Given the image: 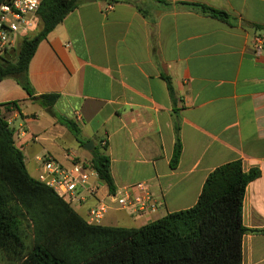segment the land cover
<instances>
[{"label":"crops","instance_id":"0c3cea01","mask_svg":"<svg viewBox=\"0 0 264 264\" xmlns=\"http://www.w3.org/2000/svg\"><path fill=\"white\" fill-rule=\"evenodd\" d=\"M29 79L36 95L59 96L51 111L12 79L0 82V105L33 178L46 154L89 165L96 149L110 158L116 192L146 183L159 203L150 217L131 215L100 182L96 198L73 208L85 220L98 201L111 206L103 220L112 211V226L125 228L192 208L208 176L240 160L261 171L247 187L243 223L264 230V0H83L39 44ZM176 120L182 155L172 169ZM243 264H264V233L244 236Z\"/></svg>","mask_w":264,"mask_h":264},{"label":"trees","instance_id":"16d2710c","mask_svg":"<svg viewBox=\"0 0 264 264\" xmlns=\"http://www.w3.org/2000/svg\"><path fill=\"white\" fill-rule=\"evenodd\" d=\"M82 3L83 0H42L38 11L42 29L0 56V82L13 79L32 100L51 111L59 96L36 95L29 79V64L39 44ZM186 5L220 21L231 20L223 11ZM170 93L174 99L171 86ZM11 105L15 104L6 108ZM65 124L79 140L77 125L72 121ZM174 131L172 169L182 155L177 120ZM14 134L0 105V255L16 264H243L244 236L264 233L248 229L243 223L247 187L261 177V171L252 168L246 172L240 160L215 169L192 208L167 214L139 228L94 225L29 174ZM87 166L111 194L116 193L108 155L95 149ZM24 222L32 230L31 247L25 242Z\"/></svg>","mask_w":264,"mask_h":264},{"label":"built area","instance_id":"2783aa9c","mask_svg":"<svg viewBox=\"0 0 264 264\" xmlns=\"http://www.w3.org/2000/svg\"><path fill=\"white\" fill-rule=\"evenodd\" d=\"M42 0H0V56L15 48L16 43L29 36L38 20ZM112 7H109L111 9ZM263 41L257 40V50ZM106 145V143H102ZM42 170L37 180L52 189L72 208L81 209L90 198L99 193L98 174L87 165L69 156V164L61 163L49 154L39 159ZM117 209L137 217H150L157 213L159 203L146 183H139L111 195ZM111 206L98 203L88 210L86 221L101 224Z\"/></svg>","mask_w":264,"mask_h":264},{"label":"rangeland","instance_id":"374dc122","mask_svg":"<svg viewBox=\"0 0 264 264\" xmlns=\"http://www.w3.org/2000/svg\"><path fill=\"white\" fill-rule=\"evenodd\" d=\"M41 29H42V22H41V20L40 19L39 20H36V24H35L32 32H31L30 36H34ZM19 44H20V42H17L15 47L17 48ZM7 121H8V119H7ZM112 215H114V213L112 211H110L109 214H108V216H107V218L105 220H102L103 225H111L112 226L114 224H117L116 222L114 223V221H112V219L109 220V217L112 218ZM136 220H137V222L136 223H133V226H135V227H138V226H140L141 224L144 223V220H139V219H136ZM118 224H120V223H118ZM22 228L24 229L25 242H26V244H27L28 247H31V245L33 243V234H32L31 227L28 225L27 222H24L22 224ZM0 264H16V263L13 262V261H10L8 258L0 255Z\"/></svg>","mask_w":264,"mask_h":264},{"label":"water","instance_id":"95a60500","mask_svg":"<svg viewBox=\"0 0 264 264\" xmlns=\"http://www.w3.org/2000/svg\"><path fill=\"white\" fill-rule=\"evenodd\" d=\"M93 148H94V144H93L92 142H89V143L85 146V149H86V150H89V151L93 150Z\"/></svg>","mask_w":264,"mask_h":264}]
</instances>
